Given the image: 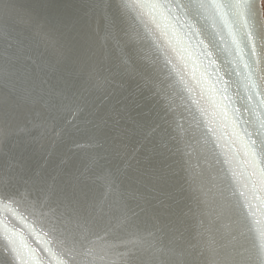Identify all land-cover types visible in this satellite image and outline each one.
Returning a JSON list of instances; mask_svg holds the SVG:
<instances>
[{
  "label": "water",
  "instance_id": "95a60500",
  "mask_svg": "<svg viewBox=\"0 0 264 264\" xmlns=\"http://www.w3.org/2000/svg\"><path fill=\"white\" fill-rule=\"evenodd\" d=\"M0 264H264V0H0Z\"/></svg>",
  "mask_w": 264,
  "mask_h": 264
}]
</instances>
